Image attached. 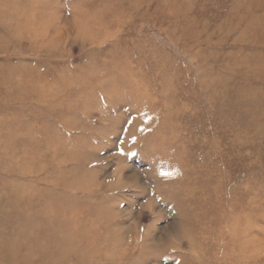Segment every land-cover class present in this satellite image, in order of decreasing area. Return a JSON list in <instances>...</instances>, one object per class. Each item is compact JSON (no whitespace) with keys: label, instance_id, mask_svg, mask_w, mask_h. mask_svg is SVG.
<instances>
[{"label":"rangeland","instance_id":"374dc122","mask_svg":"<svg viewBox=\"0 0 264 264\" xmlns=\"http://www.w3.org/2000/svg\"><path fill=\"white\" fill-rule=\"evenodd\" d=\"M28 10V36L0 44V139L16 157L39 139L15 164L39 172L0 173V199L26 185L32 210L83 218L63 258L53 236L13 252L0 200V264H264V0ZM49 137L73 149L52 154Z\"/></svg>","mask_w":264,"mask_h":264},{"label":"bare ground","instance_id":"6f19581e","mask_svg":"<svg viewBox=\"0 0 264 264\" xmlns=\"http://www.w3.org/2000/svg\"><path fill=\"white\" fill-rule=\"evenodd\" d=\"M30 1L31 0H0V44L1 45L7 43L10 40L13 42L17 41L19 36L23 33L24 35L28 36L27 34L30 32L31 24L28 22L26 17L31 16V13L28 12ZM18 21H22V23L18 24ZM253 21L257 23L258 20L254 19ZM84 27L86 26L84 25ZM33 36L35 38L36 37L38 38L39 34L36 33ZM2 75L3 73L0 71V79L3 78ZM40 94L41 92L39 91V95ZM2 130H4L3 132L6 134H4V139H0V173H3L8 176H16L18 178H22V177L31 176L32 174L39 172L38 169L33 167H27V166H23L21 168L15 167L16 163L18 164L19 161L28 158L30 153H34L37 151L38 149L37 144L39 142V139H36L35 137H31L28 140H24V142L29 146L31 142H33V146L28 148L24 147L21 152L22 154L19 157H16L13 152L14 149L12 146L14 145L15 142H17V140L12 139V137L10 136L11 134L10 135L7 134L8 132L6 128H3ZM34 142H36L35 146H34ZM48 142H49L48 144L52 148V154H56L59 150L67 153L73 149V147L71 146L72 143H68L63 139H58L56 137H49ZM64 155L65 154H62L61 158L55 159L57 161L54 162L60 164L61 161H64V157H63ZM55 180L53 181L54 186H56L59 182L57 180V183H55ZM63 183L64 184L62 185V187L67 193V190L71 189L69 187L73 185L70 184L71 182H63ZM3 188H4L3 189L4 193L0 200L4 202L6 212L11 213L13 217L12 222H8L10 223L8 226L11 227L13 232L12 235L16 238V240L15 242L13 241V239L10 238L8 240V236H7L4 239V241H2V243L5 244L6 241H10L8 247L9 249L11 248L12 251L14 252V248H16V245L19 247V245L24 246L27 243H29L28 245L35 243L37 244L39 242L38 238L40 236H46V237L53 236L55 243H57V248H58L57 258L58 259L63 258L69 252V250L72 249V246H74L73 243L74 239H70V238L76 236L77 228L82 223L83 217L81 216V214L79 215L78 214L79 212H77V210H75L74 207L68 208V206H61V205L50 207L51 206L50 205L48 208L49 205L47 204L48 200L46 202L44 201L42 205H40L37 209L32 210V206H31L33 202L32 200L37 196L35 195L36 189L30 191V187L26 185L18 187L12 184L11 185L8 184L6 185V188L5 187ZM42 191H44V189ZM49 191L51 192V190ZM51 198L52 195L50 199ZM55 202L56 200L54 201V203ZM34 203L35 202H33V204ZM68 212H70V214L67 215L68 217L66 219L64 217H61L62 215ZM2 213L3 212L1 210L0 214ZM4 249H6V247H4ZM13 254L15 256V253ZM2 257L3 254H0V258Z\"/></svg>","mask_w":264,"mask_h":264}]
</instances>
